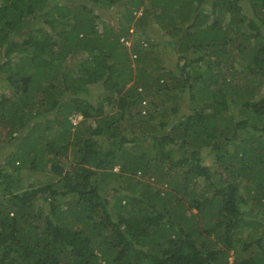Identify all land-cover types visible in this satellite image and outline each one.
Wrapping results in <instances>:
<instances>
[{"label": "trees", "instance_id": "16d2710c", "mask_svg": "<svg viewBox=\"0 0 264 264\" xmlns=\"http://www.w3.org/2000/svg\"><path fill=\"white\" fill-rule=\"evenodd\" d=\"M244 1L0 0V264H264Z\"/></svg>", "mask_w": 264, "mask_h": 264}, {"label": "rangeland", "instance_id": "374dc122", "mask_svg": "<svg viewBox=\"0 0 264 264\" xmlns=\"http://www.w3.org/2000/svg\"><path fill=\"white\" fill-rule=\"evenodd\" d=\"M241 1L244 4L245 1L244 0H241ZM104 13L105 14L103 15V17L106 19V22H108V25H110L109 23L112 20H114L113 22L117 21V14L114 11V9H108ZM125 44H127V43L125 42ZM159 51H161V49ZM164 56H161V57L163 58ZM169 57H170V62H174L177 59L176 54L174 52H172V51H170ZM90 90H91V93H89V96L92 99H95L99 95V93L102 91V85H101V83H98L96 85L93 84L92 86H90ZM180 103H181V105H183L182 110H185V106L187 104V100L184 98V99L180 100ZM78 119L79 118L76 117L74 120L77 121ZM8 147L10 148V150L12 149L11 146H8ZM205 156H206V154H205ZM1 157H0V159H2ZM21 173H22V175H25L27 172L26 171H22ZM110 201H111V203H113V200H112L111 196H110Z\"/></svg>", "mask_w": 264, "mask_h": 264}, {"label": "built area", "instance_id": "2783aa9c", "mask_svg": "<svg viewBox=\"0 0 264 264\" xmlns=\"http://www.w3.org/2000/svg\"><path fill=\"white\" fill-rule=\"evenodd\" d=\"M127 43V45L129 44V42H126ZM78 118H80V117H78ZM75 118H73L72 119V121L74 122V123H76V121L74 120Z\"/></svg>", "mask_w": 264, "mask_h": 264}, {"label": "clouds", "instance_id": "9594fccd", "mask_svg": "<svg viewBox=\"0 0 264 264\" xmlns=\"http://www.w3.org/2000/svg\"><path fill=\"white\" fill-rule=\"evenodd\" d=\"M79 117V116H78Z\"/></svg>", "mask_w": 264, "mask_h": 264}]
</instances>
